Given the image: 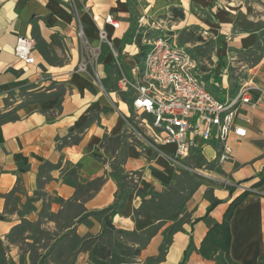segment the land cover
Here are the masks:
<instances>
[{
    "label": "crops",
    "instance_id": "1",
    "mask_svg": "<svg viewBox=\"0 0 264 264\" xmlns=\"http://www.w3.org/2000/svg\"><path fill=\"white\" fill-rule=\"evenodd\" d=\"M69 2L84 3L91 14L76 19ZM173 10L183 17L173 18ZM155 12L171 14L173 25L181 22L182 28L200 34V40L186 44L209 49V70L199 73L220 100L234 96L244 80L264 86V0H0V117L14 116L0 120V239L14 264H90L89 251L82 246L102 232L103 216L96 213L114 203L119 170L132 191L111 220L117 230L138 229L137 190L160 193L169 183L173 172L163 158L165 146L156 150L138 139L130 93L113 88L119 73L129 77L143 59L144 32H138L139 42L128 37L136 29L137 14ZM107 16L119 23L118 29L105 23ZM78 25L90 50L100 48L103 30L119 53V65L104 43L94 65L78 71L83 61ZM21 37L32 44L31 66L14 56ZM253 51L259 59L249 65L244 58ZM240 114L247 120L238 121L247 136L232 143L233 160L220 166L224 174L212 177L224 180L233 192L213 190L219 204L206 215L208 188L198 187L158 264H179L190 239L197 250L209 227L222 221L228 205L244 191L249 195L230 221V258L235 264H264V182L255 187L264 177V111L242 108ZM167 147L173 155V146ZM217 150L216 145L206 146L200 155L211 164ZM138 219L151 224L147 217ZM173 225L167 222L159 229L139 261L146 258L144 253L154 256ZM18 226L24 232L12 244L8 236ZM186 264L228 263L222 253L206 261L192 251Z\"/></svg>",
    "mask_w": 264,
    "mask_h": 264
},
{
    "label": "built area",
    "instance_id": "2",
    "mask_svg": "<svg viewBox=\"0 0 264 264\" xmlns=\"http://www.w3.org/2000/svg\"><path fill=\"white\" fill-rule=\"evenodd\" d=\"M143 20L144 16L140 18V23ZM105 23L113 29L119 27L111 16L105 18ZM145 33L141 39V64L130 71L129 77L123 75L117 84L119 92L130 93L136 128L151 140L146 142L156 150L159 146H173V157L178 162L200 154L203 147L214 145L218 146L213 160L216 165L231 162L232 143H240L247 136V129L238 122H247L240 109L264 111V86L244 80L234 96L217 99L206 90L199 64L188 50L169 37L149 38L145 37ZM204 35H207L206 32ZM98 38L100 43L106 41L103 30L99 31ZM32 49L29 40L19 38L14 48L16 60L33 65ZM94 52L97 56L99 48ZM112 54L117 57L114 50ZM87 64L82 62L78 71L86 72ZM138 116L143 118L139 120ZM137 129L133 128L143 139ZM194 172L202 175L200 170Z\"/></svg>",
    "mask_w": 264,
    "mask_h": 264
},
{
    "label": "trees",
    "instance_id": "3",
    "mask_svg": "<svg viewBox=\"0 0 264 264\" xmlns=\"http://www.w3.org/2000/svg\"><path fill=\"white\" fill-rule=\"evenodd\" d=\"M173 18H182L183 14L175 10L172 11ZM134 23L131 21L129 32L133 31ZM139 42V36L137 37ZM5 116L0 117L3 121ZM192 160L195 169H202L206 161L200 154L192 155L180 163L184 166L186 162ZM185 167V166H184ZM194 169V170H195ZM197 170V169H196ZM197 174V173H196ZM199 175V174H198ZM119 189L116 194L114 203L107 209L102 210L99 215L103 216L102 232L94 237L84 241V248L89 251L90 264H138L137 260L140 258L142 251L148 246L151 239L157 234L159 229L167 222H174L167 233L163 236V245L160 248V254L157 259L150 257L146 260V264H158L162 261V253L164 254L165 246L170 242L171 234L178 229V218L183 213L185 203L193 195L196 189L200 186H206L205 197L209 201V206L206 210V215L210 213L214 207L219 204V201L211 196V192L215 189L223 188V184L214 180H209L202 176H193L196 184L185 191V187L181 185L182 179L175 177L172 184L167 186L162 192H155L152 189L148 191L137 190L136 194L141 198L139 207L134 211L135 224L138 223V218L147 217L151 224L141 229H134L133 231L117 230L112 225V218L118 215L126 201L129 192L132 191L129 186L130 182H126V176L119 170ZM264 182V177L255 185L260 186ZM189 186V185H188ZM234 188H228L232 193ZM249 195L244 191L237 198H235L227 207L223 214L220 223L211 225L200 243L197 250L193 248L191 239L183 252V258L179 264H186L189 253L196 251V253L206 261H212L217 253H222L228 264H235L230 258L231 232L230 221L236 208ZM24 232L22 226L16 227L12 231V235L8 236L9 242L14 244L19 239V236ZM12 236V238H11ZM7 247L0 239V264H14L6 256ZM164 256V255H163Z\"/></svg>",
    "mask_w": 264,
    "mask_h": 264
},
{
    "label": "rangeland",
    "instance_id": "4",
    "mask_svg": "<svg viewBox=\"0 0 264 264\" xmlns=\"http://www.w3.org/2000/svg\"><path fill=\"white\" fill-rule=\"evenodd\" d=\"M131 1H134V0H131ZM84 5L85 4L84 3H81V2H69V9H70L71 13L73 14V16L76 19H78L79 15H80V18H81V14H84V15L91 14L90 10L87 9V8H85ZM138 7L139 8H137V11L138 12H141L140 8L142 9V7H140V6H138ZM170 16H171V14L166 15V13L155 12V13H153L150 16H145L144 17V20L142 21V23H140V18H142L143 15H141V14L139 15V13H138L137 16H136V18H138L137 19V22L135 24L136 29H134V31L135 30L137 31V34H135V32L133 31L132 32V35L128 34V37L129 38H134L135 37V39L137 40V37L138 36H141V35L138 34V32H141L142 33V32H145V31H146L145 37H149V38H153V37H156V36L169 37L173 42H175L176 44H178L180 47L188 50V52L191 54V56L198 62V64H199V67L198 68H199V72L200 73H203V72L208 71L209 70L208 64L210 62L208 60L210 59V56H211L209 54L210 53L209 49H208V51H207V48L206 49H198L197 50L195 48H192L190 45H187L186 44L187 41H189V40H196V39L197 40L198 39L200 40V38H201V37H199L200 34L198 35L197 32H196V30L195 29H192L190 27H186L188 29L182 28L184 25H181V22H178L177 25H173L170 22L171 21ZM154 26H158L159 29L156 30ZM171 28H172V31H169V30H171ZM186 30H188V32H186ZM83 32H84L83 26L82 25L81 26L78 25L77 36H78V38L81 41V43H80L81 59L83 60L82 62L88 63L87 64L88 67L86 69V71H88L90 69V66L94 65V63L98 60V58L100 56V51H101V45L102 44L104 45V43L105 44L107 43L109 46H104V48L107 49V50L109 49L111 51V53H112V50H114V49L111 48L110 44L107 42V39H106V41H103L102 43H100L99 54H97V56H96L95 55V52L96 51L94 52V49L93 50H90L87 45H84L83 42L85 40H87V39L84 37V35H83L84 33ZM204 32L205 31H203V33ZM174 34L177 37L174 36ZM142 47H143V44H142ZM114 52L116 53L117 57H114L113 56V61L118 66L119 53L116 50H114ZM207 54H209L208 57H207ZM258 59H259L258 54L253 51V52H250V53H246L245 58H244V61L247 62V64L251 65L252 63L253 64L256 63V61ZM123 75L126 76V77H128V75L126 73H123V74L122 73L121 74L119 73L118 76H117V78L114 80V82H113L114 91L115 90H118L117 84L119 82V79H121ZM231 76L233 77V75H231ZM92 77H93V80L95 81L97 87L99 88L100 87V84H99V81L97 80L96 76L95 75H92ZM102 86H103L104 89H106L105 84H102ZM205 88H206V90L209 93H211L217 99H220L221 98V95L212 86H209L206 83ZM59 92H61V90L58 88L57 89V93H59ZM13 117L14 116H7L6 118H4V120H11V119H13ZM137 118L139 120H141L143 118V116H138ZM134 129L136 130L137 128L135 127ZM137 132L141 136H143V138H144L145 141L151 142V140H149V138H147L146 136H144L143 133H141V131L139 129H137ZM138 139L140 141L143 140L140 137H138ZM141 142H144V141H141ZM163 151L165 152V153L163 152L164 155H165V156H163V158L167 162V165L170 166V168H171V170L173 172L172 173L173 175L170 178L169 183L164 186L165 189H166L167 186H169V185L172 184V182H173V180H174L175 177H178V179L179 178L182 179L181 185L183 187H185L186 184H187L186 189L183 191V194H185V191H187V189L191 188L193 185L196 184L195 179L193 178V176H199L198 174H196L194 172V169H195L194 163L192 162V160H188V162H186L187 165H184L185 166L184 167L180 162H178L173 157V155H171L172 149L170 147L165 146L163 148ZM196 169L197 170H200L202 172L201 173L202 175H200V176L205 177V178H207L209 180H214V181H217V178H214L213 179L212 177H214V176L217 177V175H223L224 174L223 171L221 170L220 165H216V162L215 161H212L211 164L206 163L205 166L202 169H198V168H196ZM217 182L222 183L223 186H224L223 188H230L229 185L224 180H222V179H220ZM137 220H138L137 228L138 229L144 228L145 225H146L145 222L144 221H141V219L140 220L137 219ZM82 248L85 249L84 248V245L82 246ZM160 248H161V246L158 247L157 251L155 252V254L153 256V258H155V259L158 258L159 254L161 252L160 251ZM163 255L164 254L162 253V258H163ZM145 256H146V258L144 260H142V261H139L140 259L137 260L138 264H146L145 262H146V260L149 257L146 255V253H144V257Z\"/></svg>",
    "mask_w": 264,
    "mask_h": 264
}]
</instances>
